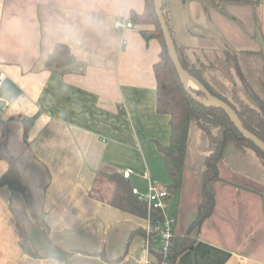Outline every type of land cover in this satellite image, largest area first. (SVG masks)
<instances>
[{
  "label": "crops",
  "instance_id": "0c3cea01",
  "mask_svg": "<svg viewBox=\"0 0 264 264\" xmlns=\"http://www.w3.org/2000/svg\"><path fill=\"white\" fill-rule=\"evenodd\" d=\"M143 10L144 0H0V146L4 127L36 214L20 192L0 186V264H146L154 258L143 250L144 219L111 206V184L104 179L130 169L128 182L142 190L144 153L164 161L157 146L169 142V116L155 109L153 65L161 44L147 33L152 24L130 18ZM163 10L175 44L202 67L208 83H227L230 90L240 85L264 100L249 86L252 75L264 90L254 31L258 26L264 38V0H163ZM116 20L134 26L121 33ZM58 43L72 56L64 74L45 64ZM224 51L236 56L237 70ZM197 128L189 126L180 184L169 191L176 237L185 234L200 200L209 148ZM220 164L264 187V161L252 151L230 153L219 172ZM7 168L0 158V176ZM245 185L224 176L214 184L213 212L172 264H264V254H255L264 233V190ZM34 230L43 234L38 248Z\"/></svg>",
  "mask_w": 264,
  "mask_h": 264
},
{
  "label": "trees",
  "instance_id": "16d2710c",
  "mask_svg": "<svg viewBox=\"0 0 264 264\" xmlns=\"http://www.w3.org/2000/svg\"><path fill=\"white\" fill-rule=\"evenodd\" d=\"M163 14L166 18L164 10ZM130 18L135 23L152 24L154 29L149 30L147 33L152 38L156 37L161 44L159 60L153 65V71L156 80V112L169 116V142L166 146L161 144L157 146L159 152L162 153L165 167L172 180L171 184L166 187L168 191L176 190L180 184L186 154L187 134L191 124L203 131L209 148L203 159L200 200L197 205L196 216L187 227L184 235L174 236L172 239L166 259L167 264H172L179 253L191 246L194 242L193 233L195 234L202 222L213 212L215 205L214 184L221 179L219 162L230 153L243 157L250 150L262 161H264V154L242 137L223 110L202 104L184 88L165 48L160 26L154 12L153 0H144L143 12L141 14L132 12ZM175 47L182 67L197 78L212 95L219 97L230 105L237 113L243 126L264 141V100L253 91H251V97L256 101L255 107L244 103L241 98L236 96H233L232 100L228 99L202 77V67L190 63L183 48L176 44ZM223 54L229 67L237 70L236 56L230 55L226 51ZM71 63L72 56L67 46L60 43L54 45L45 62L47 68H52L60 74L69 72ZM192 93L199 98L204 96L197 90H192ZM233 100L235 101L233 102ZM29 124V120H23L24 133H26ZM0 158L5 159L8 163L7 170L0 176V186H7L11 191L20 192L29 207L30 213L35 216L32 195L22 182L17 158L11 156L7 151L4 127L2 128ZM105 175L114 183L109 204L130 214L145 217L147 215V204L145 200L139 199L131 192V185L128 180L118 173H105ZM17 231L20 238L23 239L25 236L24 228L17 224ZM152 252L155 258L154 261L159 259L157 251L153 249Z\"/></svg>",
  "mask_w": 264,
  "mask_h": 264
},
{
  "label": "built area",
  "instance_id": "2783aa9c",
  "mask_svg": "<svg viewBox=\"0 0 264 264\" xmlns=\"http://www.w3.org/2000/svg\"><path fill=\"white\" fill-rule=\"evenodd\" d=\"M134 25L130 20H116L114 27L123 33ZM125 43V41H124ZM5 81V72L0 67V89ZM123 178H129L131 170L126 169L121 173ZM131 192L139 199L145 200L147 204V224L144 232V252L150 255L149 251H157L159 259H146V264H167V257L170 251L172 239L175 236L176 217L168 206L169 191L166 187L153 185L148 180L146 194H140L136 187H131ZM156 212V213H155Z\"/></svg>",
  "mask_w": 264,
  "mask_h": 264
},
{
  "label": "rangeland",
  "instance_id": "374dc122",
  "mask_svg": "<svg viewBox=\"0 0 264 264\" xmlns=\"http://www.w3.org/2000/svg\"><path fill=\"white\" fill-rule=\"evenodd\" d=\"M254 31H255V29H254ZM250 79H251L252 83H249L250 84L249 86L252 89H254L257 93H260L261 95L264 96V90H263L262 86L259 84V82L256 81V78H254L251 75L250 76ZM214 85L213 86L220 93H222L223 95H225L228 99L232 100L233 99V96H236L238 98L241 97V98H243L242 101L244 103H246V104H248L250 106H254V107L256 106V101L251 97V93L248 95L245 92H243L240 85H238L237 88H236V85H234V86L233 85L232 86L230 85L229 87H232L231 88L232 90H230L228 88V84L227 83H225L224 85H222V84H214ZM234 101L235 100H233V102ZM197 129H199V128H197ZM193 142H194V140H193ZM144 159H145V164H146L147 170L144 171L145 172L144 173V176H142L143 179L141 178L143 182L142 181H140V182L143 184V187L140 188L142 190H139V193L140 194H146V192H147L146 182H147V187H148V180L153 185L161 186V187H168L171 184L172 180H171V177L169 176V173H168L165 165H163L164 161H162L161 157L159 155H156V154L150 155V154L144 153ZM241 166H242V163L241 162L237 161L235 163V167L238 170L241 169ZM220 175H221V177H223V176L224 177H228L231 181H233L235 183L242 184V182H245V184H246L245 186L246 187H250L251 189H254L253 191L262 192L264 190V187H263L262 184H259L258 182H256L252 178H251V180H252L251 182L250 181L249 182L243 181V180H247V179L246 178H242L241 176H240L241 178L238 177V176H236V174H233L232 172H230L228 170V168H224L223 164H220ZM104 179L109 180V182L111 184L110 191L111 190L113 191L114 183L112 181H110V179L108 178V176L105 177ZM133 179H137V177H135ZM138 180H139V178H138ZM99 185H101V184H99ZM101 189L103 190V187H101ZM103 193L104 192H102L101 194H103ZM111 194H112V192H111ZM104 195H106V194H104ZM222 195H223L222 189H220L219 191H217V196L216 197L219 198V196L222 197ZM172 204L174 206V204H175L174 201H172ZM142 218L145 221V226H144V230H143V239H144V232H145V228H146V224H147V215L145 217H142ZM41 233L42 232H39V231L34 230L31 233V235H30L31 237L32 236H36V238L38 237L37 239L32 240L33 244L36 247H37L38 244H40L41 238L43 239V234H41ZM23 240H25L26 241V244H28V239L25 236H24ZM259 240L261 241V243H260V252L259 253L256 252L255 254L262 256L264 254V233H261L259 235ZM143 247H144V241H143ZM143 250H144V248H143ZM149 252L150 253H153L152 251H149Z\"/></svg>",
  "mask_w": 264,
  "mask_h": 264
},
{
  "label": "water",
  "instance_id": "95a60500",
  "mask_svg": "<svg viewBox=\"0 0 264 264\" xmlns=\"http://www.w3.org/2000/svg\"><path fill=\"white\" fill-rule=\"evenodd\" d=\"M153 8L160 26L168 56L171 59L178 74V77L181 83L184 85V88L188 90L193 95V97L196 98L202 104L217 107L223 110L229 120L234 125V127L237 129V131L242 135V137L251 142L264 154V141H262L260 138L255 136L243 126L240 118L238 117L234 109L219 97L212 95L197 78L193 77L191 74H189L187 70L182 67L176 51L175 42L167 24V20L163 14V0H153ZM255 41L258 44L259 50L264 59V38L258 26H255ZM187 78L194 83L195 87L187 84ZM192 90H197L201 92L204 96L202 98H199L192 93ZM4 104V102H0V108L4 106Z\"/></svg>",
  "mask_w": 264,
  "mask_h": 264
},
{
  "label": "bare ground",
  "instance_id": "6f19581e",
  "mask_svg": "<svg viewBox=\"0 0 264 264\" xmlns=\"http://www.w3.org/2000/svg\"><path fill=\"white\" fill-rule=\"evenodd\" d=\"M186 82L188 85L195 87L194 83L191 82V80H189L188 78L186 79Z\"/></svg>",
  "mask_w": 264,
  "mask_h": 264
}]
</instances>
